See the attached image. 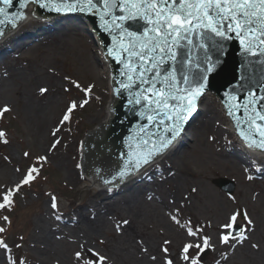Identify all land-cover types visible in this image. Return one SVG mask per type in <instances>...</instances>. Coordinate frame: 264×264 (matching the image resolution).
I'll use <instances>...</instances> for the list:
<instances>
[{
  "label": "rangeland",
  "instance_id": "rangeland-1",
  "mask_svg": "<svg viewBox=\"0 0 264 264\" xmlns=\"http://www.w3.org/2000/svg\"><path fill=\"white\" fill-rule=\"evenodd\" d=\"M70 22V20H62L55 26L41 24L31 32L36 36L30 39L33 41L27 47L26 45L21 47L23 48L21 52L13 53L9 49L0 56V79L5 77L9 79L5 80L3 86L0 83V108L7 105L11 109L0 119V131L6 133L8 140V143H3L0 139V192L14 188L30 167H40V174L36 180L30 185L23 186L15 195L14 207L11 210H0V227L7 229L0 236L8 245L7 250L0 248V264H10L9 258L17 264H78L75 253L81 251V247H74L68 239L58 237L59 233L55 230H51L52 243L48 244L43 239V228L34 225L37 220L44 219L46 212L51 210H54L51 212L53 218H57L59 212L51 206L53 196L56 198L57 207L62 208V210L56 209L64 212L61 215L59 213L61 225L69 227L65 216L72 215L75 211L78 212V220L75 223L82 225L86 220L96 222L98 220L96 217L102 213L104 219L110 223V229L98 234L94 237L95 241L85 247L107 256L108 264H164L166 254L162 251L163 247L169 249L167 258L172 259L174 264H186L182 259V249L184 244L192 242L193 238L187 236L185 228L181 225L191 226L194 230L201 228L203 229L201 235L212 238L213 247L209 257L205 261L201 260V264H217L218 261L222 264H247V258L251 254H259L254 250L258 248H253L252 245L264 247V229L252 233V237L249 230V239L244 241L247 243V249L239 250L238 255L229 260L225 253L230 251V247L219 243V235L223 231L220 226L227 222L228 217L238 208L245 210L249 218L254 215L258 210L259 202H264V181L249 174L243 168V162L238 160L237 163L239 167L241 166L239 175H230L228 170H224L223 166L226 163H223L224 158L221 155L227 150L224 148L225 145L230 147V137H228L230 133L223 134V130H219L212 120H208L211 129L206 132L197 133L202 123L193 126L192 132L195 133L196 130L197 141L193 142L195 144H192L191 149L182 152L181 158L185 159L191 168H195L196 172L207 175L208 178L203 180L204 186L217 200L215 206L212 207L210 203L214 198L198 197V200L193 199L194 206H191V212H188L186 208L177 204L178 194L175 202L170 204L169 197L177 182L164 180L162 183L157 179L159 181L157 186L163 188V193L167 195L165 206L160 203V198L149 200L150 198L144 196L142 204L133 213L126 211V207L122 205L120 210H125V214L113 209L109 211V215L106 214L105 204H113L114 208L117 205L119 207V204L108 201L110 196L106 191H100L89 181L82 180L79 163L82 162L81 141L84 142L86 133L93 131L107 118L112 95L109 92L110 82L98 60L100 49L95 45V40L88 30L89 24L79 19L75 21L77 25H72ZM59 30L62 34L55 36L54 34ZM28 33L29 31L26 32ZM43 69L52 74V81L47 79L38 81L40 77L34 72ZM21 71L25 73L18 77ZM72 81L79 83L82 88L93 86L89 94V103L84 107H78L71 114L69 121L61 123L70 102L79 103L85 96L83 91L71 83ZM39 86L47 89L43 95L38 89ZM33 92H35L33 99L40 103L45 101L46 120L30 121L23 113L26 99L29 100ZM53 95L55 102L47 100ZM219 117L216 116L217 123L228 127V123ZM57 128L59 132L54 136L53 132ZM56 140L60 143L52 148ZM25 153L28 155L25 156ZM42 156L47 157L46 162L38 161V157ZM33 158H37L35 165L31 161ZM181 158L169 160L170 168L178 171ZM71 170H73L72 175H70ZM171 174L173 175L174 172ZM249 175L253 177L251 181H256L252 189L254 191L248 192L246 200H242L239 191L242 183L239 178L249 180L247 178ZM221 178L235 181L237 188L233 195L227 194L215 184V181ZM145 185H148V182ZM185 190L183 189L181 194ZM154 192L159 193L155 189ZM113 196L119 198L116 194ZM222 199L225 201L224 204ZM120 200L122 204L130 202L128 197ZM94 204L102 205L104 209L99 207L90 211ZM218 211L223 212L219 218H217ZM156 215L161 219L165 218L164 225L153 220L152 217ZM3 216L9 217L10 224L3 221ZM173 216H176L180 224L172 219ZM130 218L132 221L126 226L128 229L120 232L124 220ZM8 231H11V235ZM76 232L85 235L81 230ZM83 239L86 240L85 237ZM165 240L171 243L165 245ZM237 245L233 242L231 247ZM60 253L68 256L66 263Z\"/></svg>",
  "mask_w": 264,
  "mask_h": 264
},
{
  "label": "snow or ice",
  "instance_id": "snow-or-ice-1",
  "mask_svg": "<svg viewBox=\"0 0 264 264\" xmlns=\"http://www.w3.org/2000/svg\"><path fill=\"white\" fill-rule=\"evenodd\" d=\"M13 2L14 0H0V3L7 8H11ZM29 3L57 12L99 11L101 28L110 34L115 33L112 35L114 46L108 49L107 54L118 63H124L128 69L127 73H122L127 75L128 83L123 80L118 81L115 93L119 95L122 89H132L138 80L139 85H147V87H142L135 93V103L146 102L147 111L155 114V116L148 115L147 119L156 127L163 125L165 120L170 121L164 128V133L159 135L156 141L149 144L148 140L141 139V144L147 147L137 153L135 160L130 159V170L129 165H126V169L118 173L121 180L139 171L144 165L150 164L156 156H162L181 134L185 122L197 109V101L203 94L207 78L206 76L198 77L194 72V69L200 68V64L194 62L190 51L183 59L180 58V50L185 47V44L197 46L196 41L191 37L219 38V41H225L232 39V34H235L245 52L264 56V0H101L102 9L96 8L94 0H72L71 3L68 0H61L59 4L55 0H20L22 9H26ZM117 10L126 14L118 16ZM5 11V7H0V16H3ZM25 18V12L17 13L13 18L12 26L16 27V20ZM137 20H143L151 27H145L142 33H136L125 26L128 22ZM4 34L0 31V37ZM198 47L204 49L206 45L200 42ZM125 54H127V61L124 59ZM133 58H135L134 66ZM166 63L170 65L171 71L162 72L160 69ZM207 70L210 71L211 68ZM71 83L83 91L85 96L79 103L70 102L61 123L69 121L71 114L78 107H84L89 103V94L93 87L90 85L82 88L75 81ZM46 91L47 89H41L42 93ZM228 109V115H234L231 105ZM9 111L11 109L7 105L0 108V119ZM247 111L245 108V113ZM257 117L260 121H264V112L249 116L247 122L249 129L255 125L260 139L257 140L252 132L248 134L241 132L240 135L248 148L264 151V124H257ZM237 127H240L239 120H237ZM57 132L59 128L53 132V135L55 136ZM0 139L3 143H8L4 131H0ZM59 143L60 141L56 140L52 148ZM27 155L28 153H25V156ZM38 161L46 162L47 157H38ZM39 174L40 167L32 166L14 188L0 192V210H11L15 204V195L23 186L35 181ZM247 178L253 179L251 175ZM110 182L105 181V183ZM52 201L51 206L56 209L54 196ZM59 218L57 216V219ZM2 219L6 224H10L8 216H3ZM172 219L180 224L176 216ZM124 223L127 224L128 221ZM252 225L253 221L245 210L235 211L228 217L227 222L220 226L223 231L219 235V243L229 247L233 245V242L243 243L249 239L247 233ZM181 226L185 228L187 236L193 238L192 242L185 243L183 246V261L186 264H201V254L213 247L212 238L201 235L203 231L201 228L194 230L188 225ZM6 230L5 227H0V234ZM170 243L171 241H164L165 245ZM252 247L258 248L259 245L253 244ZM0 248L8 249L2 236H0ZM162 251L166 254L164 264H174L172 259L167 258L169 249L163 247ZM194 252L195 255H193ZM9 259L10 264H17L16 261ZM75 259L78 264H108L107 256L99 251L88 249L84 245H81V251L75 253Z\"/></svg>",
  "mask_w": 264,
  "mask_h": 264
},
{
  "label": "water",
  "instance_id": "water-1",
  "mask_svg": "<svg viewBox=\"0 0 264 264\" xmlns=\"http://www.w3.org/2000/svg\"><path fill=\"white\" fill-rule=\"evenodd\" d=\"M55 2L59 4L61 0H55ZM68 2L71 3L72 0H68ZM94 4L97 9H102L101 0H94ZM0 7H5L6 9L5 14L0 16V21H2L0 23V31L5 33L0 37V40L6 34L15 30L16 27L12 26L13 18L22 11L25 12L26 18L35 15L41 19L48 20L62 17L70 19L72 16L85 18L91 23L97 33L105 56L112 65L114 90L118 86V81L123 80L128 83L127 75H122V73L128 72L125 64L118 63L107 54L108 49L114 46L112 35L115 33L110 34L101 28L102 21L100 20L99 11L89 10L82 12L74 10L57 12L49 10V8H40L34 3H29L26 9H22L20 0H14L11 8H7L2 3H0ZM122 14L126 13H121L117 10L116 15ZM25 19L16 20V26L20 22L25 21ZM125 26L136 33H142L145 27H151V25L145 24L143 20L130 21ZM191 38L196 41L197 46L193 47L185 44V47L180 50V58L183 59L190 51L194 62L200 64V68L198 70L194 69V72L198 77L206 76L207 78L200 98L208 91L217 93L227 110H229V105L232 106L234 115L231 117L236 127L237 120L240 121V127H237L238 131L246 134L252 132L256 135V139L259 140L258 129L255 128V125H253L252 129H249L247 121L249 116H256L258 112H264V63H262L264 56L245 52L235 34H232V39L225 41H219V38ZM200 42L205 43L206 47L204 49L198 47ZM124 59L127 61V54H125ZM132 63L134 66L135 58H133ZM208 68H211V70L208 71ZM160 70L162 72L171 71V67L166 63ZM142 87H147V85H139L137 80L136 86L132 89H122L119 95L115 93L114 106L113 103L111 105L109 103V124H101L100 130L90 134L88 139L86 160L87 165L91 167L90 174L97 180L112 181L110 185L107 183L109 191L125 188L126 183L124 182L127 177L129 182L132 181L134 173L127 175L121 181H119L118 173L125 170L126 165H129L130 170V159L135 160L137 153L147 147L141 144V139L148 140L149 144H151L157 140L159 135L164 133V128L170 123V121L165 120L163 125L156 127L147 119L148 115L155 116V114L147 111L145 108L146 102L135 103V93L139 92ZM199 100L197 101V109L185 122L183 131L195 119L199 109ZM245 108L248 110L247 113H245ZM112 112H114L113 118ZM256 123L264 124V121H260L257 117ZM183 131L173 143L181 137ZM81 143L83 150L84 142L81 141ZM112 149L113 151H111ZM110 151L111 153H109ZM158 158L159 156L156 159ZM154 164L155 162L151 165ZM79 166L81 169V163H79ZM113 177H116V179H113ZM217 184L233 193V184L229 185L223 181H217Z\"/></svg>",
  "mask_w": 264,
  "mask_h": 264
},
{
  "label": "bare ground",
  "instance_id": "bare-ground-1",
  "mask_svg": "<svg viewBox=\"0 0 264 264\" xmlns=\"http://www.w3.org/2000/svg\"><path fill=\"white\" fill-rule=\"evenodd\" d=\"M72 20H70L72 25H77L79 17L76 16H72ZM67 19V18H65ZM82 22V21H81ZM57 23H61L60 21H55L54 25H57ZM41 24H43V21L38 20L36 18V16H29L27 17V19H25V21L20 22L19 24H17L15 30L13 32H10L8 34H6L1 40H0V53L3 52L6 48L8 49H12L13 53L14 51H21L22 49H20V47L25 46L29 40H25V36H26V32L29 31V33L33 32V30H36L37 27H39ZM35 33H31V35H34ZM55 35V34H54ZM101 60V59H100ZM102 70L104 73L107 74V76L109 77V79L111 78V66L109 65V62L107 60H105V58H102ZM25 73L24 71H21L18 74V77H21V75ZM53 73V72H52ZM35 75L39 76V80L38 81H45V79L52 81L53 77L51 76L52 74L48 73V70H37L34 72ZM48 75V76H47ZM7 77H5V79H0V83L5 84V80H9L6 79ZM44 78V79H43ZM3 86V85H2ZM42 88H44L43 86H39L38 89L41 90ZM34 94L35 92H33V96L31 95L29 100L26 99V104L23 110L24 115L26 116V118L30 121H39L41 119L46 120L47 119V112H46V106H45V101L43 100L42 103L37 102L34 98ZM44 94V92L42 93V95ZM29 95V94H28ZM33 97V98H32ZM204 99L201 101L200 103V109H199V113L196 117V119L192 122V124L184 131L182 137H180L178 140H176L174 142L177 144H173V148L170 150L168 149L162 156H159L160 160H157L155 162L154 165L149 166L148 170L146 172L147 176H151L153 175L155 169L157 166H159L160 170V174L161 177L163 179L166 180H170L171 182L176 183L177 185L174 186V190L172 191V194H170L169 200H170V204H173L175 202L176 199V195L178 194V203L180 204L182 207L186 208V210L188 212H191L190 207L194 206L193 203V199H197L198 197L200 198H214L213 194L211 193L210 190H208V188H206L204 186V179H207V175H205L202 172H196L195 168H191L188 164L187 161L183 158H181L182 152L185 149H191L193 147L192 144L194 141L196 140V130L195 133L192 132L193 126L195 121H201L202 123V127L200 128V131H198V133L204 131L206 132L208 129H211V124H210V120L214 121V125H216L219 130H223L222 125H219L217 123V118L216 116H220V118H222V120H225L226 122L229 123V127L233 129L232 127V122L230 120L229 117L225 116L226 112L224 113L223 111V107L220 103V99L216 94H205ZM47 100H51L53 102H55V96H50ZM59 102V101H58ZM113 103V102H112ZM216 115V116H215ZM218 119V120H219ZM209 120V121H208ZM105 123H109V107H108V114H107V118L106 120L103 121L102 124ZM213 125V126H214ZM233 132H235V135L237 137H239L236 133V130L233 129ZM245 148L251 150L252 152H254V154H251L253 156L256 157V161L259 163H263V160H261L263 158V156H260L259 152L260 149L257 148H248L246 144ZM256 150V151H254ZM239 151V156L238 159L242 160V161H250L251 157L249 155H247L242 149H238ZM171 157H173L175 160H177V158H181V164L178 166V171L169 168L168 164L165 163L166 160L170 159ZM221 157L224 158L223 163H226L224 167V170H228L229 174H236L239 175L240 174V167L239 164L237 163V159H229V157L227 155H222ZM264 159V158H263ZM220 164H222V162H220ZM223 165V164H222ZM174 174L172 175L171 173ZM73 174V170L70 171V175ZM260 177H262V179H264V167H262L261 172L259 174ZM150 180L148 185H145L148 182V179H146V177H141L140 175L138 177H136L134 175L133 179L131 182H127L126 183V187L125 188H119V189H115L112 191H109V194H112L111 192H116L118 194L119 198H116L113 200V203H118V205L114 208L113 204L112 205H108L105 204L104 207H106L105 209L103 208L102 205L99 204H94L91 208L90 211L95 210L99 207H101L104 210H107L106 214L109 215V211L113 210H117L116 212H119L120 214H125L126 211L133 213L135 211V209L142 204V197L146 196L148 198H151V200H154L155 198L152 197V192L154 191L153 188H155L154 182L155 179ZM239 181L241 184L239 191H240V195H241V199L242 200H246L247 194L248 192H252L254 190H252L254 187V183L251 180H243L241 178H239ZM145 189V192H144ZM183 189H186L185 192L183 194H181V192L183 191ZM193 189H195V191H193ZM202 189V192H201ZM199 192H201L199 194ZM108 194V195H109ZM263 194V189L261 190V195ZM125 196H127L129 198V204H122L120 198H125ZM166 194H161L160 197V203L163 204L165 206V202H166ZM111 197H109L110 199ZM195 200V201H197ZM121 201V202H120ZM224 200L222 199V203L224 204ZM212 203V207L215 206V204L217 203V200L214 198L212 199V201L210 202ZM124 205L126 207V211L125 210H120L121 206ZM167 206V205H166ZM264 202L260 201L258 204V210L255 211L254 215L250 216V219L253 221V225L251 226L250 230V237H252V233L254 232H258L260 231L262 228L264 229ZM158 209V208H157ZM159 210V209H158ZM239 210V208L237 209ZM49 212H46L44 219H39L37 220L34 225L37 226H41L43 228V239H45V241L50 244L52 243V238L50 237L52 232L51 230H55L57 231V233H59L57 236L60 238H65L68 239L74 247L79 246L81 247V245L84 246H89L91 245L92 241H95L98 234L100 233H104L106 231H108L110 229V223H108L105 219L104 216L102 215V213L98 214V220H96V222L93 221H84V225L78 223L76 224L75 221L78 220L77 217L71 218L69 219L70 222H72L74 224V227H71L69 229H66V233H61V230H59V228H57V226H59V223H57L54 218L53 215ZM221 211L217 212V218H219L221 215ZM159 215H156L153 218V220H156V222L164 225V221L165 218L162 217L159 218ZM148 217H150L148 215ZM134 219V218H133ZM124 221H128L127 224L124 223L123 226L120 227V232H124L128 229V227L131 224L132 219H126ZM77 230H81V233H84L85 235L81 234L79 235V233H77ZM75 231V232H74ZM161 235H163L162 232H160ZM249 234V231L248 233ZM85 237L86 240H84L83 238ZM58 239V238H57ZM35 247H37V245H35ZM40 249H42L40 247ZM79 249V248H78ZM247 249V244H242L240 246H235V247H230V251L228 253V259L231 260L233 259V257L235 255H238L239 250H245ZM46 249H43V251H45ZM255 251H258L259 254H251L250 257L247 258V264H263L264 263V247H258V249H254ZM60 255L62 256V259L64 260V262L66 263L68 260V256H64L63 254L60 253ZM227 261V259L225 260ZM217 264H222V262L219 261V263Z\"/></svg>",
  "mask_w": 264,
  "mask_h": 264
}]
</instances>
